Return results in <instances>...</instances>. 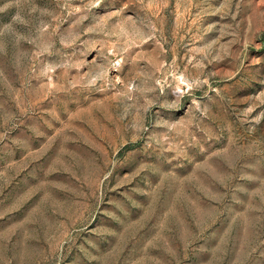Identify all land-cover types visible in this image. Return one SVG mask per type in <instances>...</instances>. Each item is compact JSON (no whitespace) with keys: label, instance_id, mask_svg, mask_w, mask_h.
<instances>
[{"label":"rangeland","instance_id":"rangeland-1","mask_svg":"<svg viewBox=\"0 0 264 264\" xmlns=\"http://www.w3.org/2000/svg\"><path fill=\"white\" fill-rule=\"evenodd\" d=\"M0 264H264V0H0Z\"/></svg>","mask_w":264,"mask_h":264}]
</instances>
